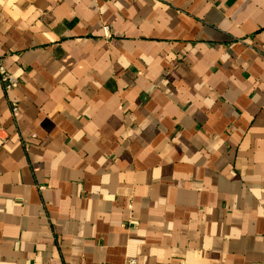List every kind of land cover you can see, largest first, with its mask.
<instances>
[{
    "label": "crops",
    "instance_id": "obj_1",
    "mask_svg": "<svg viewBox=\"0 0 264 264\" xmlns=\"http://www.w3.org/2000/svg\"><path fill=\"white\" fill-rule=\"evenodd\" d=\"M0 68V264H264V0H0Z\"/></svg>",
    "mask_w": 264,
    "mask_h": 264
},
{
    "label": "built area",
    "instance_id": "obj_2",
    "mask_svg": "<svg viewBox=\"0 0 264 264\" xmlns=\"http://www.w3.org/2000/svg\"><path fill=\"white\" fill-rule=\"evenodd\" d=\"M0 81L6 93L15 91L20 84L19 80L4 68H0ZM11 111L14 116L17 115L19 111V105L14 101L11 102Z\"/></svg>",
    "mask_w": 264,
    "mask_h": 264
}]
</instances>
